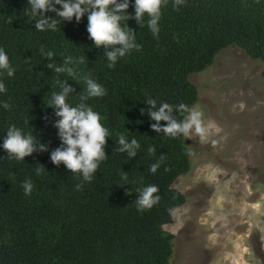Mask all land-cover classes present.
<instances>
[{"label": "trees", "instance_id": "16d2710c", "mask_svg": "<svg viewBox=\"0 0 264 264\" xmlns=\"http://www.w3.org/2000/svg\"><path fill=\"white\" fill-rule=\"evenodd\" d=\"M28 8L27 0H0V47L16 68L14 77H4L7 92L0 94V102L11 105L0 107V144L7 127L15 124L32 129L46 150L37 148L16 161L0 148V264H170L173 234L163 227L172 220L171 210L185 202L173 184L191 169L190 149L183 136L153 131L156 122L146 101L155 99L156 108L161 101L193 108L198 89L189 75L209 66L230 45L264 62V0H185L178 9L169 0L161 9L158 37L146 22L140 27L134 19L127 21L142 48L113 68L107 66L104 47L88 38L86 15L79 23L61 20L55 32H41L25 14ZM127 11L134 9L130 5ZM44 15L61 19L51 11ZM41 45L56 53L51 60L40 54ZM69 55L85 57L81 75L102 84L106 96L82 99L83 79L48 67L50 62L63 64ZM56 81L72 89L66 102L89 103L112 134L103 146L107 159L91 181L50 160L51 151L61 146L54 126L59 117L47 104L58 90ZM170 115L179 120L187 113L173 108ZM121 132L141 143L134 157L117 151ZM149 146L155 155L148 154ZM160 156L166 159L153 174L150 165ZM39 167L44 170L37 175ZM26 179L33 183L30 195L22 187ZM149 184L158 186L160 200L139 211L137 189Z\"/></svg>", "mask_w": 264, "mask_h": 264}, {"label": "rangeland", "instance_id": "374dc122", "mask_svg": "<svg viewBox=\"0 0 264 264\" xmlns=\"http://www.w3.org/2000/svg\"><path fill=\"white\" fill-rule=\"evenodd\" d=\"M193 72L205 122L220 129L186 139L191 169L173 184L170 264H264V62L230 46Z\"/></svg>", "mask_w": 264, "mask_h": 264}, {"label": "clouds", "instance_id": "9594fccd", "mask_svg": "<svg viewBox=\"0 0 264 264\" xmlns=\"http://www.w3.org/2000/svg\"><path fill=\"white\" fill-rule=\"evenodd\" d=\"M168 2L169 0H27L30 8L25 9V14L35 20V29L41 32L48 30L55 32L61 20L71 22L74 18L79 23L86 15L88 38L96 47H104L107 66L113 68L121 58L126 57L133 50L140 51L142 48V45L136 41V33L127 21L134 19L140 27L146 22L152 34L158 37L161 9ZM184 3L185 0H172L173 8L178 9ZM57 5L59 8L56 7ZM130 5L134 9L132 13L127 11ZM48 11L54 12L61 19L45 16L44 13ZM145 17H147L146 21ZM39 52L41 55H47L50 60L56 54L53 50L45 52L43 45ZM84 62V56L69 55L64 59L63 64L57 65L55 62H50L48 67L56 73H66L77 80L83 79L86 85V96L82 99L106 96L107 89L102 84L89 78L88 75H81L79 66ZM15 72L16 68L10 66L8 54L3 47H0V94L7 92L4 77L12 78ZM56 87L58 90L51 93L47 104L55 108V115L59 117L54 126L58 130L61 146L51 151L50 160L54 165L62 162L71 172L80 174L85 181H91L100 163L107 159L103 146L106 143V137L112 134L109 128L102 123L104 119L102 115L89 103H79L73 106L66 102L68 94L72 91L70 86L64 81H56ZM146 103L152 106L149 116L156 122L151 125L156 133L163 132L170 138L180 135L188 139L195 135L201 141H207L209 136L220 131L214 122H205L203 112L199 108H190L185 104L173 105L164 101H161L159 108H156V100L152 98H148ZM0 107L8 110L11 105L8 102H0ZM173 108L187 115L183 119H175L170 115ZM160 121H165L166 124L161 125ZM24 123L27 125V119ZM117 141L119 144L117 151L126 152L129 158L134 157L141 148V143L137 139L132 138L129 141V136L123 132L117 134ZM0 148L6 151L9 158L16 161H23L37 148L41 151L46 150L44 144H38L32 129L26 131L15 124L7 127ZM147 152L149 155H155V148L149 146ZM165 159L164 156H160L150 165L149 171L155 174ZM43 170V167L37 168L36 174L40 175ZM121 179L126 180L127 174L122 173ZM22 187L25 195H30L33 183L30 179H26ZM137 192L136 206L139 211L151 209L160 200L157 185L149 184L139 187Z\"/></svg>", "mask_w": 264, "mask_h": 264}]
</instances>
